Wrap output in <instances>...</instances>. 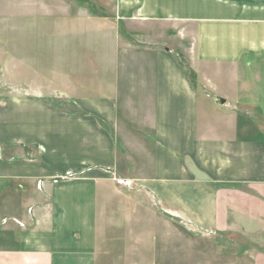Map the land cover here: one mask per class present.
Masks as SVG:
<instances>
[{
  "label": "crops",
  "instance_id": "crops-1",
  "mask_svg": "<svg viewBox=\"0 0 264 264\" xmlns=\"http://www.w3.org/2000/svg\"><path fill=\"white\" fill-rule=\"evenodd\" d=\"M63 1L65 33L105 62L78 52L90 90L63 60L54 77V0H0V264H98L100 198L139 167L147 186L264 187V0Z\"/></svg>",
  "mask_w": 264,
  "mask_h": 264
},
{
  "label": "rangeland",
  "instance_id": "rangeland-1",
  "mask_svg": "<svg viewBox=\"0 0 264 264\" xmlns=\"http://www.w3.org/2000/svg\"><path fill=\"white\" fill-rule=\"evenodd\" d=\"M77 2L91 3L89 0L69 1L70 5ZM98 3L107 5L108 0ZM66 8L63 0H54V41L52 46L51 41L47 42L48 51L52 48L54 56L59 58V62L55 61L54 77L62 80L63 68L56 66L63 60L71 65L67 69L76 77L82 72L80 79L85 80L87 87L90 80L83 77L85 61L83 58L78 61V52L85 58H94L95 65L103 66L105 62L96 60L93 46L84 45L76 31L69 30V36L65 33L61 21L65 19ZM134 30L138 31L136 27ZM154 30L174 33L170 27ZM6 31L7 36L9 32L12 34V29ZM21 31L23 38L25 32ZM193 31L187 27L183 33L189 35ZM46 33L49 36L50 30L38 29V42L46 41ZM16 36L18 39L19 35ZM10 38L7 40L15 39ZM175 47L176 53L188 60L194 53L192 44L187 41ZM39 51L45 55L46 46ZM37 62L40 69L38 94L46 99L49 94L43 67L46 62L44 59ZM52 90L54 103L68 109L69 94H63L56 83ZM145 167H139L136 174L139 180L117 179L116 186L100 198L98 264H264V187L217 184L196 172L191 182H183L181 186H147L143 183L151 179V173Z\"/></svg>",
  "mask_w": 264,
  "mask_h": 264
},
{
  "label": "trees",
  "instance_id": "trees-1",
  "mask_svg": "<svg viewBox=\"0 0 264 264\" xmlns=\"http://www.w3.org/2000/svg\"><path fill=\"white\" fill-rule=\"evenodd\" d=\"M84 1H88V0H84ZM88 4H89V7H90V10H91L93 13H95V14H99V13L97 12L96 8H95L92 4H90V3H88Z\"/></svg>",
  "mask_w": 264,
  "mask_h": 264
}]
</instances>
